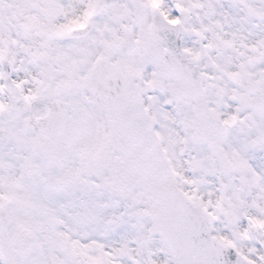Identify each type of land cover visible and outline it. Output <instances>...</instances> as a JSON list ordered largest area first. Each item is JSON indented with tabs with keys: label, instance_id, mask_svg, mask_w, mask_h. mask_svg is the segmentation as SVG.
I'll use <instances>...</instances> for the list:
<instances>
[{
	"label": "snow or ice",
	"instance_id": "1",
	"mask_svg": "<svg viewBox=\"0 0 264 264\" xmlns=\"http://www.w3.org/2000/svg\"><path fill=\"white\" fill-rule=\"evenodd\" d=\"M0 264H264V0H0Z\"/></svg>",
	"mask_w": 264,
	"mask_h": 264
}]
</instances>
